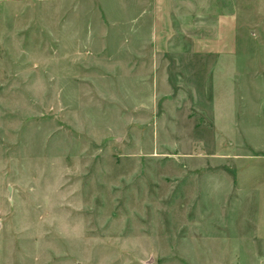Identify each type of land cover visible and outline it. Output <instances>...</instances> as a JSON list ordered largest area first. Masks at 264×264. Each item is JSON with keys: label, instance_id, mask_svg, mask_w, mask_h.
Returning <instances> with one entry per match:
<instances>
[{"label": "rangeland", "instance_id": "obj_1", "mask_svg": "<svg viewBox=\"0 0 264 264\" xmlns=\"http://www.w3.org/2000/svg\"><path fill=\"white\" fill-rule=\"evenodd\" d=\"M224 6L0 0V264H264V179L223 176L263 165L264 85L219 88Z\"/></svg>", "mask_w": 264, "mask_h": 264}, {"label": "crops", "instance_id": "obj_2", "mask_svg": "<svg viewBox=\"0 0 264 264\" xmlns=\"http://www.w3.org/2000/svg\"><path fill=\"white\" fill-rule=\"evenodd\" d=\"M257 1L234 0L231 14L226 13L224 6L223 13L218 16L217 73L220 89H242L244 77L251 89L262 87L258 81L264 85V5L258 6ZM232 96L229 95L231 103ZM231 105L229 101L227 116L234 121L236 114ZM260 152L263 154L257 160L264 161V151ZM229 169L233 171L224 172V179L235 177L240 184L249 179H264V162L263 165H224V171Z\"/></svg>", "mask_w": 264, "mask_h": 264}]
</instances>
